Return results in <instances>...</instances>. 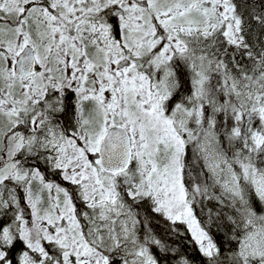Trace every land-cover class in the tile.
I'll use <instances>...</instances> for the list:
<instances>
[{
	"label": "snow or ice",
	"instance_id": "1",
	"mask_svg": "<svg viewBox=\"0 0 264 264\" xmlns=\"http://www.w3.org/2000/svg\"><path fill=\"white\" fill-rule=\"evenodd\" d=\"M0 264H264V0H0Z\"/></svg>",
	"mask_w": 264,
	"mask_h": 264
}]
</instances>
